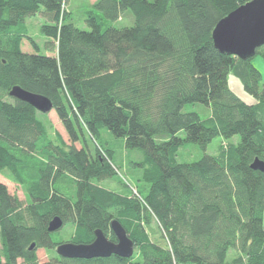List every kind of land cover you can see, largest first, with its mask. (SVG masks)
<instances>
[{
	"label": "trees",
	"instance_id": "obj_1",
	"mask_svg": "<svg viewBox=\"0 0 264 264\" xmlns=\"http://www.w3.org/2000/svg\"><path fill=\"white\" fill-rule=\"evenodd\" d=\"M65 1L0 0V175L28 198L23 206L0 182V264H264V171L250 167L264 162V82L252 63L264 46L242 60L211 38L250 0H95L87 29ZM36 14L43 53L26 25ZM229 74L253 102L230 89ZM14 86L50 100L67 141L47 134V113L9 96ZM104 133L139 152L127 161L129 182L117 178ZM217 137L226 145L205 153ZM186 143L201 157L179 161ZM56 216L73 225L76 244L97 229L115 242L117 220L133 255L58 256L61 240L47 230ZM32 242L53 256L39 262Z\"/></svg>",
	"mask_w": 264,
	"mask_h": 264
},
{
	"label": "water",
	"instance_id": "obj_2",
	"mask_svg": "<svg viewBox=\"0 0 264 264\" xmlns=\"http://www.w3.org/2000/svg\"><path fill=\"white\" fill-rule=\"evenodd\" d=\"M211 38L214 47L223 54L235 56L242 60L251 58L256 50L264 46V0H250L240 5L214 26ZM9 96L31 105L41 113H49L52 104L45 96L30 93L19 86L9 91ZM250 167L264 171V162L255 158ZM62 225L59 217L52 218L47 230L54 232ZM110 229L116 241H109L99 229L94 231V240L89 244L73 242L60 243L55 252L58 256L67 259L107 258L116 255L121 258H130L133 255V241L126 234L125 229L117 220H112ZM34 244L30 246V250Z\"/></svg>",
	"mask_w": 264,
	"mask_h": 264
},
{
	"label": "rangeland",
	"instance_id": "obj_3",
	"mask_svg": "<svg viewBox=\"0 0 264 264\" xmlns=\"http://www.w3.org/2000/svg\"><path fill=\"white\" fill-rule=\"evenodd\" d=\"M94 1L95 0H66L65 1L64 8L65 10L71 12L72 21L74 22L75 26L79 28L87 29L84 23L85 12L91 9V5ZM124 19L129 21L127 16H123L122 21ZM41 23H42V19L39 16V14H36L32 18H29L26 20V25L28 27L30 36L34 39V41L39 46L40 52L43 53L44 52L43 45L46 41V38L39 33V27ZM117 24L120 25L121 23H117ZM252 63L256 66V68L261 73L262 81L264 82V59L257 55L252 60ZM228 84L231 90H233V92H236L238 97L241 98L244 102L251 103L254 101V99L243 90V87L241 83L238 81V79L234 78L231 74L228 75ZM196 107L197 105L196 106L188 105L186 109L195 110ZM197 109L200 110V107H197ZM41 120L44 123L45 129L49 136L54 137L57 133H60L63 139L67 141L66 133L54 113L50 111L46 115L41 116ZM180 136L183 137V133H180ZM103 138L104 139L106 138L105 140L108 142L109 147L113 150V154L116 160L119 162L118 164L120 166L117 167V169L120 172V174L119 176H117V178L119 180L123 179L126 182H129L126 178V176L128 177L127 161L128 159H132L135 161L139 160L140 159L139 152L135 150L131 152H127L123 147L122 139L115 138L111 136L109 133H104ZM236 139L237 137L233 138L232 141L235 142ZM225 143L226 142H223V139L221 137H217L214 140H212V142L207 146L205 153L210 154V155H216L218 152V149L225 146L226 145ZM202 153L203 152L200 151L196 145L191 144V143H186L182 147H180V149L178 150L177 159L179 161H186V162L194 161L200 158ZM0 182L6 185L8 192L10 194H14L19 198L23 206L26 205L28 198L23 193L22 189L17 186L16 183L9 181L7 178H5L2 175H0ZM105 186L108 187L109 189L116 190L121 193L126 192V189L123 187V185L118 183L117 181H108L107 183H105ZM22 210L24 211L23 207H22ZM73 229L74 227L71 224H62L61 227L54 232L58 233L57 237L61 240V243H68L70 242V238L73 234ZM147 232L149 233V236L152 238V240L158 239L156 238L158 236L157 226L153 225L152 227L147 229ZM160 241L158 240L157 242L160 243ZM32 243L34 244V246L31 250L35 252V255L39 262H45L50 257L53 256L54 254L53 251L35 247V242H32Z\"/></svg>",
	"mask_w": 264,
	"mask_h": 264
},
{
	"label": "crops",
	"instance_id": "obj_4",
	"mask_svg": "<svg viewBox=\"0 0 264 264\" xmlns=\"http://www.w3.org/2000/svg\"><path fill=\"white\" fill-rule=\"evenodd\" d=\"M231 89V88H230ZM233 91V90H232ZM236 95H237V93L236 92H234ZM238 96V95H237Z\"/></svg>",
	"mask_w": 264,
	"mask_h": 264
}]
</instances>
